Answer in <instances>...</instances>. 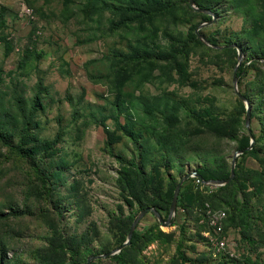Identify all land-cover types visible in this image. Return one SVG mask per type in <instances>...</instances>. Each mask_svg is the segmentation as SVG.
<instances>
[{
    "label": "rangeland",
    "instance_id": "obj_1",
    "mask_svg": "<svg viewBox=\"0 0 264 264\" xmlns=\"http://www.w3.org/2000/svg\"><path fill=\"white\" fill-rule=\"evenodd\" d=\"M194 4L214 23L189 0H0V264H86L143 210L165 218L185 175L230 173L249 135L237 51L196 30L242 49L253 153L223 191L184 182L189 217L147 214L97 264H223L192 213L205 201L238 231L227 264H264V0Z\"/></svg>",
    "mask_w": 264,
    "mask_h": 264
},
{
    "label": "water",
    "instance_id": "obj_2",
    "mask_svg": "<svg viewBox=\"0 0 264 264\" xmlns=\"http://www.w3.org/2000/svg\"><path fill=\"white\" fill-rule=\"evenodd\" d=\"M189 5L190 7L197 13H200V14H206V15H209L211 17V20L207 23H204L202 24L200 27H204V26H207V25H211L214 23L216 17L214 15L213 12H211L210 10H206V9H200V8H197L194 4V0H189ZM196 36L197 38H199L204 44H206L207 46L211 47V48H214V49H235L237 51V60H238V64L237 66L235 67L234 69V73H233V80H232V83H233V87H234V90H235V94L237 96V98L245 105V126L247 128V132L249 134V139H250V142H249V147L245 150H240V151H237L232 160H231V165H230V174H229V177L225 180H210V181H206V182H201L203 185L205 186H209V187H222V186H225L227 184H229L233 179H234V176H235V163H236V158L239 154H243L245 151H249L253 148V144H254V138L251 134V131H250V128H249V124H250V112H251V109H250V106L249 104L247 103V99L241 94L238 92L237 90V87H236V68L238 67L239 65V62L240 60L242 59V49L241 47H239L238 45L236 44H229L227 46H224V47H219V46H214V45H210V43L208 41H206L205 39H203L198 31L196 30ZM190 178H195V179H198L200 181V176L194 171V172H191L187 175H185L179 182L178 184L176 185L175 187V190L173 192V196H172V199H171V203H170V206H169V210H168V215H167V219L165 220V218L162 216V214L154 207H151V208H147L145 210H143L134 220L130 230H129V234H128V238H127V241L119 248H117L116 250H113L107 254H104V255H99V256H92L90 258L87 259V262L86 264H92V261L93 260H97V259H103V258H109L111 256H115L117 254H119L124 248L128 247L131 245V240H132V237L135 233V230L138 226V224L140 223V221L142 220V218H144L147 214L149 213H153L155 215V217L158 219L159 223L163 226H166L168 227L169 225H171V223L173 222L174 220V217H175V214H176V206H177V201H178V196H179V192H180V189L183 185V183L185 181H187L188 179Z\"/></svg>",
    "mask_w": 264,
    "mask_h": 264
},
{
    "label": "built area",
    "instance_id": "obj_3",
    "mask_svg": "<svg viewBox=\"0 0 264 264\" xmlns=\"http://www.w3.org/2000/svg\"><path fill=\"white\" fill-rule=\"evenodd\" d=\"M23 10L27 11V14L32 13V10L25 5ZM196 182L197 184L201 183L198 179H196ZM209 188L214 189V187ZM179 213L184 214V210H179ZM193 213L198 216L199 224L205 227L204 235L212 250V255L217 259L226 261L235 259V248L240 241L239 234L235 229L226 227V212L222 209H214L208 203H205L204 207L195 208ZM176 215L177 213L174 220Z\"/></svg>",
    "mask_w": 264,
    "mask_h": 264
},
{
    "label": "trees",
    "instance_id": "obj_4",
    "mask_svg": "<svg viewBox=\"0 0 264 264\" xmlns=\"http://www.w3.org/2000/svg\"><path fill=\"white\" fill-rule=\"evenodd\" d=\"M4 25V20H3V18H2V16H1V13H0V28L2 27ZM210 44H212V43H210ZM213 45V44H212ZM240 74H242V71H240L239 73H238V76H240ZM23 142H24V140H23ZM249 142H250V139H249V135H248V137H243V138H241L240 140H237V151H240V150H245V149H247L248 147H249ZM3 145H5L6 147L8 146V147H10V148H16L17 146H14L13 144H11L10 142H7V141H4L3 142ZM19 148V147H18ZM253 153V148L251 149V150H249V151H245L243 154L244 155H246V154H252ZM237 167V166H236ZM235 167V175H236V173H237V168ZM199 176H200V182H206V181H210V180H219V179H221V180H225V179H227L228 177H229V174H227L226 176H223V177H221V178H218V177H215L214 175H212V173L211 172H209V171H207V170H204V169H197L196 171H195ZM140 174H141V180H140V182H141V186H145L146 185V180H145V177H144V175H143V173L142 172H140ZM236 181V179H235V176H234V179L229 183V184H227V185H225V186H222V187H217V188H215V189H209L207 186H205V185H203V184H201V183H199L198 185L199 186H201L203 189H205V190H209L210 191V194H212L213 192H214V190L216 191H223V190H225V189H227L229 186H231L234 182ZM185 182H190V183H192V182H196V179L195 178H190V179H188L187 181H185ZM43 183H45V180L43 179ZM46 184V183H45ZM174 190H175V188L174 189H172V190H169L168 192H167V196H166V199H167V204L170 206V203H171V199H172V196H173V192H174ZM184 190H185V183L182 185V187H181V189H180V192H179V198H178V201H177V207H176V213H177V215H176V218H175V220H173V224H178V221H177V219H178V215H179V218L180 219H184L185 217H189V209L188 208H186L183 204H181V202L182 201H180V199H181V195L183 194V192H184ZM205 203H208L212 208H214V209H221V208H215L214 206H212L211 205V203L209 202V201H205L204 203H202L201 205H197V206H195L193 209H192V213H193V210L195 209V208H202V207H204V204ZM158 211H159V209L158 208H156ZM168 210H169V208H167V214H166V216H165V220L167 219V215H168ZM179 210H184V214H182V213H179ZM222 210H224V209H222ZM225 212H226V214H227V220H226V227H231L229 224H228V221H229V216H228V213H227V211L226 210H224ZM160 212V211H159ZM193 216H194V218H196V220H197V222L199 221V218H198V216L196 215V214H193ZM203 226V225H202ZM204 227V226H203ZM205 228V227H204ZM140 233L138 232V231H135V233H134V235H133V237H132V240H131V243L134 245L140 238ZM127 240H125L124 242H121V245H120V247L126 242ZM129 247V246H128ZM127 248V247H126ZM126 248H124V249H126ZM209 248H210V246H209ZM124 249L119 253V255L121 256V255H123L124 254ZM210 252L212 253V250L210 249ZM213 256V255H212ZM115 257H118V255H116ZM219 260H221V262L223 263V264H227V263H229V261H226V260H224V259H219ZM234 260V259H233ZM72 264H75V262H74V260H72V262H71ZM98 263V261L97 260H94L93 262H92V264H97Z\"/></svg>",
    "mask_w": 264,
    "mask_h": 264
}]
</instances>
